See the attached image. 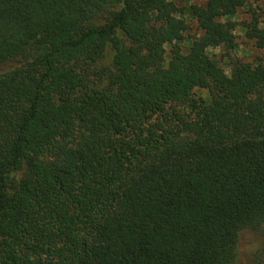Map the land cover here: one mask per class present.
I'll return each instance as SVG.
<instances>
[{"label": "trees", "instance_id": "trees-1", "mask_svg": "<svg viewBox=\"0 0 264 264\" xmlns=\"http://www.w3.org/2000/svg\"><path fill=\"white\" fill-rule=\"evenodd\" d=\"M243 5L192 6L183 53L173 0H0V264H261L264 64L229 58L225 20Z\"/></svg>", "mask_w": 264, "mask_h": 264}, {"label": "rangeland", "instance_id": "rangeland-1", "mask_svg": "<svg viewBox=\"0 0 264 264\" xmlns=\"http://www.w3.org/2000/svg\"><path fill=\"white\" fill-rule=\"evenodd\" d=\"M173 2L180 10L179 17L188 26L184 33L185 40L181 43L182 51L186 53L191 42L202 34L195 19L190 15V8L192 6H204L207 0H173ZM225 20L234 23L235 47L229 52V58L249 63L254 67L258 64H264V50L257 48L259 37L264 36V0H244V5L238 8L232 17ZM209 53L220 61L222 71L228 74L230 59H227L225 46L220 44L217 48L209 49ZM199 94L207 97L205 91H201ZM250 238L249 233H243V240ZM260 263L264 264V251L260 257ZM243 264H250V262L243 260Z\"/></svg>", "mask_w": 264, "mask_h": 264}]
</instances>
